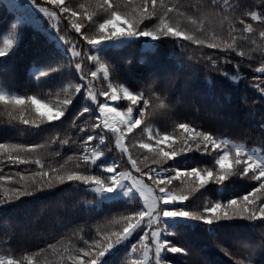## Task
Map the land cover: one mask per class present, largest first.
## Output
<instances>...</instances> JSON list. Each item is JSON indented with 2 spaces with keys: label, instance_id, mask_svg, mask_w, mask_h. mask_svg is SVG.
I'll return each instance as SVG.
<instances>
[{
  "label": "trees",
  "instance_id": "trees-1",
  "mask_svg": "<svg viewBox=\"0 0 264 264\" xmlns=\"http://www.w3.org/2000/svg\"><path fill=\"white\" fill-rule=\"evenodd\" d=\"M98 2L99 0H66V3L77 9L81 5L94 7ZM123 2H131L135 6L141 0ZM207 2L208 0H165L170 5L179 3L183 6L180 10L183 15L173 14L172 22H178L189 34L196 28L190 22L191 19L201 16L191 6ZM233 2L239 5V11L234 14L237 17L249 9L258 10L260 4V0ZM252 23L257 35L260 30H264V26ZM67 24V19L62 20L61 29L64 30ZM204 26L206 36L213 31L218 35L223 34L215 17L205 20ZM94 30L89 29V32ZM66 31L70 38H76L77 34L70 26ZM8 39H12L13 44L7 56L0 57V91L13 96H36L44 104L52 106L62 99V88L79 82V75L74 68L71 72H51L37 81L36 77L45 70L46 65L54 66L63 49L56 30L31 0H0V47H4ZM82 46L85 49L88 47L86 42ZM207 55L222 56L223 53L173 37H165L160 41L139 38L116 45L110 44L101 53L102 62L108 65L109 77L114 85L130 86L134 91L143 92L144 99L150 100L145 114L148 127L153 132L173 137L170 144L160 147L165 150L179 148L182 130L178 128V124L188 123L197 129L211 132L217 138L243 144L249 151L264 153V131L260 127L264 124V101L249 82L257 74L251 68H244L242 75L248 79L232 82L206 67L203 58ZM239 59L235 57L233 64L227 65L226 70L232 72L233 65ZM84 67L89 72L97 70L99 65L86 62ZM93 84L96 91L107 86L102 72H98ZM99 99L103 100L104 97ZM84 102L80 97L74 100L70 113L66 114L67 118H62L63 124L56 121L53 122L54 127L42 124L39 128L21 121V116L32 119L36 115L30 101H26V106L0 103V143L45 145L39 156L46 165H64L67 170H71L76 158L81 155V149L70 120L82 109ZM116 104H119V110L124 111L129 102L121 99L113 102V106ZM46 111V108H41V112ZM87 116L86 113L85 117ZM141 129H144V123L128 134L129 139L125 143L129 146L135 144V148H130L132 155L143 160L145 155L151 157L153 153L139 148L140 142H149L147 130ZM57 135L62 139L71 137L72 142L63 145L54 142ZM151 143L154 148L157 147L155 136ZM109 147L113 150L105 151L104 156L97 160L98 167H93V172L99 174L102 171L101 161L104 164L116 161L121 165V170H129L131 166L127 163V156L121 158L119 151L114 148V141ZM69 157L72 159L69 160ZM215 158L214 152L204 154L193 150L176 158L180 161L179 165H176L175 160L168 163L182 170L193 167L204 170L216 167ZM0 167L3 168L5 177H11L10 180H0V196L9 188L19 186L17 172L27 176L29 170L35 168L34 165H11L7 162ZM235 167L231 165L230 171L234 173ZM144 179L147 183H152L146 176ZM183 180L181 183L180 179H174L172 186L188 192L189 199L184 203L192 209H202L205 204L226 203L228 199H236L250 191L249 185L255 183L232 175L224 184L210 181L200 188L192 187L191 178ZM91 201H94V193L87 186L79 182H66L32 196L21 197L19 201L13 200L0 205V257L35 258L39 253L38 264H56L59 259L57 253L63 247L69 244L79 246L78 238L72 235L74 229L84 228L87 231L91 228L94 234L97 227L114 228L110 221L135 207V202H130L127 198L100 204L89 203ZM169 239L176 246L185 248L187 255L169 253L166 264H264V227L259 221L225 222L212 232L206 227L181 226ZM49 244L54 247L49 249ZM42 249L45 251L42 252ZM141 256L140 252L131 254L129 247L121 248L108 259L109 264H132L134 259Z\"/></svg>",
  "mask_w": 264,
  "mask_h": 264
},
{
  "label": "snow or ice",
  "instance_id": "snow-or-ice-1",
  "mask_svg": "<svg viewBox=\"0 0 264 264\" xmlns=\"http://www.w3.org/2000/svg\"><path fill=\"white\" fill-rule=\"evenodd\" d=\"M31 2L56 30L63 49L54 66L46 65L45 70L36 77L37 81L51 72H71L74 68L79 75V82L62 88L63 97L56 105L44 104L36 96H13L3 91H0V103L26 106V101H30L36 115L32 119L21 116V121L39 128L42 124L54 127L53 122L56 121L63 124L62 118H67L66 114L70 113L74 100L77 97L83 98L85 102L82 109L70 120L71 128L77 133V140L80 142L81 155L76 158L74 168L67 170L64 165L53 167L43 162L39 152L45 145L0 143V165L7 162L11 165L35 166L34 170H29L27 176L16 173L19 186L9 188L0 196V205L13 200L19 201L21 197L32 196L36 192L66 182H79L87 186L94 193V201L89 203L100 204L124 198L135 202V207L121 214L118 219L110 221L114 228L97 227L94 234L91 228L87 231L84 228L74 229L72 235L78 238L79 246L73 247L69 244L63 247L57 253L59 259L56 264H109L108 257L121 248L129 247L131 254L142 253L132 264H166L169 253L187 255L185 248L176 246L169 239L181 226L206 227L212 232L222 227L225 222L259 221L264 227V153L249 151L243 144L217 138L211 132L197 129L188 123L178 124V128L182 130L181 146L165 150L160 146L170 144L173 137L153 132L148 127L145 114L150 100L144 99L143 92L134 91L130 86L114 85L109 77V67L102 62L101 57V53L110 44L116 45L139 38L146 41H160L165 37L182 38L184 41L205 45L223 53L222 56L207 55L203 59L211 71L219 72L232 82L247 80L242 71L244 68H251L257 75H253L249 82L264 101V30H260L257 35L252 23L264 26V0H260L258 10L249 9L241 12L239 17L234 15L239 11V5L233 0H208L206 4L193 5L191 7L201 13V16L191 19L190 22L196 26L192 34L182 29L178 22H172L173 14L183 15L180 11L183 6L179 3L170 5L165 0H141L135 6L131 2L124 3L123 0L119 3L116 0H99L94 7L89 6L92 7L91 11L83 5L79 9L74 8L66 0ZM209 17H215L219 21L222 35L215 31L209 36L205 35L204 21ZM64 19L68 20V24L62 30L60 24ZM69 26L77 34L76 38H70L66 31ZM92 28L95 30L90 33L89 29ZM85 42L87 49L82 46ZM12 44V39L5 41V46L0 47V57L7 56ZM235 57L240 59L230 72L226 70V66L232 65ZM86 62L99 65V68L86 72ZM98 72L103 73L107 86L96 91L93 80ZM101 96L104 97L103 100L99 99ZM121 99L129 102L124 111L119 110V104L113 106V102ZM42 107L47 111L41 112ZM142 123L144 129L141 131L147 130L149 142H140L139 148L148 149L153 155H145L140 160L130 150L136 145L129 146L125 142L129 139L128 134ZM260 127L264 131V124ZM153 136L157 145L155 148L151 143ZM113 141L121 158L127 156L130 169L121 170V165L116 161L111 164L101 161L102 171L99 174L94 173L93 167H98L97 160L104 156L105 151L113 150L109 147ZM54 142L63 145L72 140L71 137L62 139L57 135ZM193 150L204 154L214 152L216 167L182 170L176 166L180 163L176 160L177 157H183ZM173 160L176 165L168 163ZM231 165L236 166L234 173L230 171ZM232 175L255 183L249 185L250 191L236 199H228L226 203L205 204L202 209L189 208L184 203L189 199L188 192L172 186L174 179H180L183 183V178H191L192 187L202 188L210 181L224 184ZM145 176L151 184L145 181ZM5 179L10 180L11 177H5L3 168L0 167V180ZM53 247L48 245L49 249ZM39 255L37 253L35 258L26 256L22 259L2 256L0 264H38Z\"/></svg>",
  "mask_w": 264,
  "mask_h": 264
}]
</instances>
